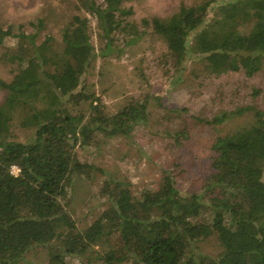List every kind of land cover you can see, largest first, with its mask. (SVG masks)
I'll return each instance as SVG.
<instances>
[{
  "label": "trees",
  "instance_id": "1",
  "mask_svg": "<svg viewBox=\"0 0 264 264\" xmlns=\"http://www.w3.org/2000/svg\"><path fill=\"white\" fill-rule=\"evenodd\" d=\"M76 1L96 19L99 50L87 14L73 15L60 43L49 35L40 40L42 19L31 23L33 33L0 25L3 59L15 66L11 80L0 77V264H22L41 248L46 264H66L69 256L119 264L113 237L129 264H264V110L246 105L212 117L192 115L194 125L215 131L199 190L180 191L165 170L157 188L136 191L128 179L78 154L93 144L132 139L150 124L152 102L178 117L189 112L167 108L149 94L111 112L102 95L87 89L97 57L121 56L152 39L161 47L159 65L178 74L177 81L189 61L206 75L243 71L252 77L264 70V0L182 2L169 15L140 18L126 0ZM244 112H255L253 125L221 131ZM17 122L24 136L13 132ZM165 135L176 149L184 148L193 138L192 124L182 119ZM98 174L107 176L99 189L104 206L81 228L70 212L71 190L78 177L93 181ZM211 236L222 246L217 256L200 250Z\"/></svg>",
  "mask_w": 264,
  "mask_h": 264
},
{
  "label": "rangeland",
  "instance_id": "2",
  "mask_svg": "<svg viewBox=\"0 0 264 264\" xmlns=\"http://www.w3.org/2000/svg\"><path fill=\"white\" fill-rule=\"evenodd\" d=\"M193 1L196 0H126L125 5L132 6L136 17L140 18L146 15L166 16L176 11L182 2ZM76 13L87 14L77 9L76 0H0V25L4 29L12 27L15 33L20 30L33 33L37 29L31 23L37 24L42 19L44 28L40 31V40L49 35L60 43L61 31ZM87 15L92 25V40L99 50L96 19ZM11 40L8 38L6 45H10ZM4 51L5 48L0 47V77L11 80L15 66L3 59ZM160 51L156 40L145 39L125 48L121 56L97 57L86 76L87 89L102 95L111 112L132 97L141 100L148 94L160 97L167 108L182 106L187 107L189 112L178 117L154 108L156 106L152 102L150 124L137 129L132 139H111L80 148L78 154L81 160L102 167L116 178L128 179L136 191L145 187L157 188L165 170L173 173L180 191L199 190L209 173L208 146L215 131L210 126L194 125L192 115L212 117L222 110L233 111L246 105L264 110V70L252 77L246 76L243 71L220 76L206 75L200 64L189 61L182 80L177 81L178 74H167L159 65ZM255 90L259 92L255 93ZM3 96L4 92L0 90V101ZM182 119L192 124L193 138L188 146L176 149L165 131H174ZM255 121V112H244L226 121L220 128L226 132L253 125ZM19 124L17 122L13 127V132L24 136L25 130ZM106 177L98 174L93 181L78 177L73 185L70 212L81 228L90 224L103 209L104 200L99 196V189ZM110 244L120 259L119 264H129L120 239L113 237ZM199 246L203 253L211 256H217L222 251L216 236L209 237ZM47 261V250L41 248L29 254L22 264H46ZM66 264L101 263L94 257L88 263L87 258L82 260L69 256Z\"/></svg>",
  "mask_w": 264,
  "mask_h": 264
},
{
  "label": "built area",
  "instance_id": "3",
  "mask_svg": "<svg viewBox=\"0 0 264 264\" xmlns=\"http://www.w3.org/2000/svg\"><path fill=\"white\" fill-rule=\"evenodd\" d=\"M12 172L17 174L19 172V168L16 167V166H13L12 167Z\"/></svg>",
  "mask_w": 264,
  "mask_h": 264
}]
</instances>
